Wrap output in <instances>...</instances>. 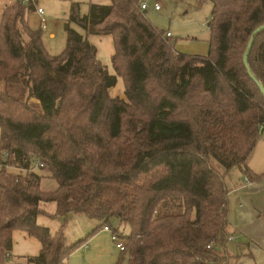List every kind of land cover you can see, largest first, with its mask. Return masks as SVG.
Here are the masks:
<instances>
[{
    "label": "trees",
    "instance_id": "1",
    "mask_svg": "<svg viewBox=\"0 0 264 264\" xmlns=\"http://www.w3.org/2000/svg\"><path fill=\"white\" fill-rule=\"evenodd\" d=\"M199 1L212 5L207 57L176 51L167 32L145 20L140 0L91 3L83 16L72 3L58 56L29 27L31 4L3 9L0 264H9L14 231L41 244L38 255L15 264H63L103 226L126 241L127 264H236L244 255L228 245L235 240L226 175L239 167L251 182L264 178L247 166L264 127V98L242 64L252 31L264 25V0ZM88 35H111L113 74ZM248 64L264 87V30ZM118 78L123 95L112 96ZM17 83L39 110L6 91ZM40 172L55 189H41ZM39 215L63 223L84 215L99 225L69 245L63 225L52 232Z\"/></svg>",
    "mask_w": 264,
    "mask_h": 264
},
{
    "label": "rangeland",
    "instance_id": "2",
    "mask_svg": "<svg viewBox=\"0 0 264 264\" xmlns=\"http://www.w3.org/2000/svg\"><path fill=\"white\" fill-rule=\"evenodd\" d=\"M15 1L22 4L20 0H0V17L3 7L6 5L9 6ZM35 1L37 6L42 8L44 12L43 16L46 20V28H41L39 17L33 10L26 11L25 19L31 29L41 31L42 43L46 51L52 56H58L62 54L65 49V23L68 20L72 3L78 5V12L83 16L88 13L89 5L94 3V0ZM160 5L161 9L159 11L148 9L146 12H143L145 20L158 32H162L163 34L169 32L170 37L168 41L174 45L176 51L186 56L207 57L212 48L210 31L208 28L212 10L211 3L209 1L200 2L199 0H160ZM14 12L15 10H12V14H14ZM70 25L79 33L85 35L84 30L78 25L73 23ZM4 85L3 82H0L1 89ZM7 89L6 91H8L13 98H17L21 103H24L28 110H39L38 102L34 98L27 97V91L20 83L7 85ZM121 90H124V83L122 79L118 78L112 93L121 94L119 93ZM10 106L12 110L16 111L13 105ZM21 108L23 107L21 106ZM247 166L251 168L250 170L257 176H261L264 173V130L259 133L257 144L247 161ZM5 170L10 169L6 167ZM34 170L38 171L37 168ZM41 174L45 176L41 179V189H55L57 185L56 181L48 177L46 172H42ZM244 177L239 167L231 168L226 175L227 187L230 190L233 188L237 189ZM247 187L240 190L250 191L249 194L232 192L231 195L228 196V223L237 231L242 230L247 233L248 237L251 232L258 240H256L255 243L250 242V244L249 241L252 239L251 237L250 239L242 238L228 245L234 253L242 251L243 245H245L246 250L264 264V178L252 181V184L248 188ZM52 206L54 205L48 204L47 208L51 210ZM47 208H44L45 211H48ZM258 213L260 217L256 216ZM38 222L41 224L44 223L43 225L48 227L52 232H56L63 225V235L65 241L69 245L79 239L85 238L87 234L99 224L98 221L88 219L84 215H69L66 223H63L62 220L58 218L51 219L44 215H39ZM119 232L122 235H127L129 233V228L127 226H121ZM122 241L125 245L126 241ZM123 253L119 264L128 263L127 251ZM16 257L17 256L14 255L10 257L9 264L26 262L25 259H20L18 261L15 259Z\"/></svg>",
    "mask_w": 264,
    "mask_h": 264
},
{
    "label": "crops",
    "instance_id": "3",
    "mask_svg": "<svg viewBox=\"0 0 264 264\" xmlns=\"http://www.w3.org/2000/svg\"><path fill=\"white\" fill-rule=\"evenodd\" d=\"M93 2L97 4H108L109 0H94ZM6 6H4L3 9ZM3 9L1 10V14L3 12ZM87 39L97 48V58L104 66H106L108 72L113 74L114 71L111 66V56L114 53V44L111 35H88ZM112 90H110V94L112 96H122L123 90L119 92L121 94H113ZM263 130L264 127L262 128L261 132ZM243 180L244 179H242V183L237 187V189L233 188L230 190L229 195H231L232 192H239L241 194L250 193V191L247 190H240L246 188L247 186L249 187L252 184L250 180L249 183H246ZM47 210L48 212H53L54 206H52L51 210H49L48 208ZM256 216L260 217V214L258 213L256 214ZM229 230L230 232L234 233V240L242 238L250 239V237L255 240L250 239L249 243H255V241L258 240V238L252 235L251 232L249 233L250 236L248 237L247 233L243 232L242 230L237 231L233 226L231 227V225ZM12 240L13 244L11 257H13V255L17 256L15 259H17L18 261L26 257H33L38 255L41 249L40 242L34 237L28 236L23 231H14L12 233ZM243 246V250L240 252H242L244 255L238 259L236 264H263L260 260L258 261L257 258H255L249 251L246 250L245 245ZM123 254L124 253L120 252L111 241L109 232L103 230V228L101 227L87 239L84 245L74 250L63 264H119V261L121 260Z\"/></svg>",
    "mask_w": 264,
    "mask_h": 264
},
{
    "label": "built area",
    "instance_id": "4",
    "mask_svg": "<svg viewBox=\"0 0 264 264\" xmlns=\"http://www.w3.org/2000/svg\"><path fill=\"white\" fill-rule=\"evenodd\" d=\"M20 1L24 5L31 4L33 6V10H34L35 14L39 17L41 28L45 29L46 28V20L43 16L44 12H43L42 8H39L37 6L36 1L35 0H20ZM139 9L141 11H147L148 9H151L153 11H159L161 9L160 0H140ZM165 35L167 37H170L169 32H167ZM3 155L5 156V155H7V153L4 152ZM244 181L246 183H249V179L246 176L244 177ZM102 228H103V230L109 232L110 237H111V241L113 242L115 247L119 251H123L125 247H124V243L120 237V234L112 231L108 226H103ZM228 240H233V236L232 235L228 236ZM207 247L209 248L210 245H208Z\"/></svg>",
    "mask_w": 264,
    "mask_h": 264
},
{
    "label": "water",
    "instance_id": "5",
    "mask_svg": "<svg viewBox=\"0 0 264 264\" xmlns=\"http://www.w3.org/2000/svg\"><path fill=\"white\" fill-rule=\"evenodd\" d=\"M263 30H264V25H261V26L256 27V28L252 31V33H251V35H250V37H249V40H248V42H247V44H246L245 50H244V52H243V54H242V64H243L244 68L246 69V72H247L248 76H249L252 80H254V81L256 82L257 87H258V89H259V91H260L262 97L264 98V87L262 86V84H260V83L256 80V78H255L254 75L252 74V72H251V70H250V67H249V64H248V56H249V52H250V50H251V48H252V45H253V43H254V38H255V37H256L261 31H263ZM261 130H262V128L260 129L259 133L261 132Z\"/></svg>",
    "mask_w": 264,
    "mask_h": 264
}]
</instances>
